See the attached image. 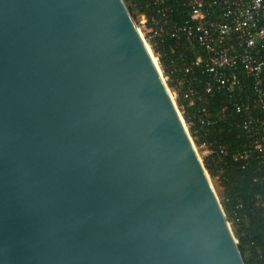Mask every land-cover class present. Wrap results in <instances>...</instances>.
<instances>
[{
    "label": "water",
    "instance_id": "obj_1",
    "mask_svg": "<svg viewBox=\"0 0 264 264\" xmlns=\"http://www.w3.org/2000/svg\"><path fill=\"white\" fill-rule=\"evenodd\" d=\"M125 0H0V264H246Z\"/></svg>",
    "mask_w": 264,
    "mask_h": 264
},
{
    "label": "built area",
    "instance_id": "obj_2",
    "mask_svg": "<svg viewBox=\"0 0 264 264\" xmlns=\"http://www.w3.org/2000/svg\"><path fill=\"white\" fill-rule=\"evenodd\" d=\"M181 4L189 15L179 22L172 18L168 0H147L153 13L142 15L140 22L149 34V43L173 41L167 51L172 69L168 75L161 65L163 53L151 46L165 82L174 75L183 76L172 91L184 100L180 109L183 114L188 112L187 128H198V134L215 125L207 99L220 92L229 95L223 111L233 108L243 116L240 126L249 143L236 153L224 147L201 148L220 163L226 164L225 158H230L246 169L255 159L264 168V0H181ZM190 109H194L192 114ZM256 199L264 208V192ZM243 209L242 202L236 205L233 221H241Z\"/></svg>",
    "mask_w": 264,
    "mask_h": 264
},
{
    "label": "trees",
    "instance_id": "obj_3",
    "mask_svg": "<svg viewBox=\"0 0 264 264\" xmlns=\"http://www.w3.org/2000/svg\"><path fill=\"white\" fill-rule=\"evenodd\" d=\"M125 1L134 20L142 15L152 16L153 9L148 7L147 0ZM168 2L173 9V19L180 22L188 18V11L182 6L181 0H168ZM150 43L155 52L163 53L161 65L164 74H170L172 69L167 51L173 45V41L156 45L153 40H150ZM182 78L183 76L174 75L168 82L170 88H176ZM194 85L200 88L197 82ZM229 102V95L222 92L208 97L207 105L216 123L203 131L200 130L198 134L195 133L198 128H190L198 147H204V145L213 149L224 147L230 153H236L249 143L247 135L240 126L243 116L233 108L227 112L223 111ZM178 103L179 107L184 104L181 94H179ZM193 112L194 109L189 110L190 114ZM184 117L185 119L188 117V112H184ZM225 162L226 164L220 163L216 156L209 155L205 165L211 178L221 189L222 205L229 222L233 225L246 264H264V208L257 203L256 199L257 194L264 192V168L255 159L250 161L246 169H241L240 165L233 163L230 158H225ZM240 202L243 203L244 209L240 212L241 221L235 222L233 220L236 205Z\"/></svg>",
    "mask_w": 264,
    "mask_h": 264
},
{
    "label": "rangeland",
    "instance_id": "obj_4",
    "mask_svg": "<svg viewBox=\"0 0 264 264\" xmlns=\"http://www.w3.org/2000/svg\"><path fill=\"white\" fill-rule=\"evenodd\" d=\"M141 19H142V18L138 16V17L135 19V22H136L137 26L139 27V29H140V31H141V33H142V36L144 37V39H145L147 45L149 46V48H150L152 54H153L155 57H157L156 54H155V52H154V50H153V48H152V46H151V44L149 43L148 36H147L148 32L146 31L145 28H143V27L141 26V22H140ZM158 64H159V66H160V63H158ZM160 69H161V66H160ZM167 82H168V81L166 80V83H167ZM167 85H168V88L170 89L171 95H172V97H173V99H174V101H175V103H176L178 109L180 110V113H181L183 119L185 120L184 114H183V112L181 111V109H180V107H179V103H178V98H177V96L173 93L172 88H170V86H169L168 83H167ZM188 131L190 132V128H188ZM190 133H191V132H190ZM191 137H192V136H191ZM192 139H193V137H192ZM193 141H194V139H193ZM194 144H195L196 149H197V152H198V154H199V156H200V158H201V160H202V162H203V164H204V166H205V168H206L205 163H206V161H207L208 152L205 151L204 148L198 147V146L196 145L195 141H194ZM206 170H207V168H206ZM207 172H208V170H207ZM208 174H209V172H208ZM209 176H210V174H209ZM210 179H211V181H212V184H213L214 190H215V192H216V194H217V196H218V198H219V200H220V202H221V204H222V201H221V193H220V192H221V189H220V188L217 186V184L213 181V179L211 178V176H210ZM222 206H223V205H222ZM226 216H227V215H226ZM228 221H229V220H228ZM230 225H231L232 230H233V232H234V228H233V225H232L231 222H230ZM234 235H235V237H236L235 232H234ZM236 239L238 240L237 237H236ZM238 242H239V241H238Z\"/></svg>",
    "mask_w": 264,
    "mask_h": 264
},
{
    "label": "bare ground",
    "instance_id": "obj_5",
    "mask_svg": "<svg viewBox=\"0 0 264 264\" xmlns=\"http://www.w3.org/2000/svg\"><path fill=\"white\" fill-rule=\"evenodd\" d=\"M148 50H149V52H150V54H151V56H152V58H153L154 62H155V63H157L156 57H155V56H153V54H152V52H151V50H150V48H149V47H148Z\"/></svg>",
    "mask_w": 264,
    "mask_h": 264
}]
</instances>
